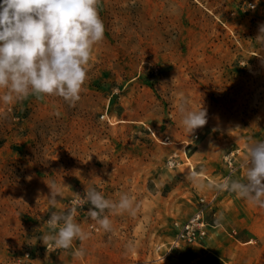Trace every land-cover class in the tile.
Returning <instances> with one entry per match:
<instances>
[{
    "label": "rangeland",
    "instance_id": "1",
    "mask_svg": "<svg viewBox=\"0 0 264 264\" xmlns=\"http://www.w3.org/2000/svg\"><path fill=\"white\" fill-rule=\"evenodd\" d=\"M253 3L102 0L105 39L76 106L0 103V264H264V208L217 187L247 159V144L264 140V47L255 41L264 0ZM182 96L207 110L190 136ZM188 170L200 173L194 182ZM50 181L68 186L54 209ZM87 185L114 200L127 192L135 217L118 211L105 233L85 205L75 219L90 235L74 245L85 254L48 252L40 236L50 211ZM202 208L206 237L169 250L176 224Z\"/></svg>",
    "mask_w": 264,
    "mask_h": 264
},
{
    "label": "clouds",
    "instance_id": "2",
    "mask_svg": "<svg viewBox=\"0 0 264 264\" xmlns=\"http://www.w3.org/2000/svg\"><path fill=\"white\" fill-rule=\"evenodd\" d=\"M102 0H0V103L14 105L29 97L42 100L58 97L70 107L81 99L88 80L85 67L95 45L105 39L106 27L100 16ZM259 0L247 4L255 10ZM264 47V24L259 26L255 40ZM264 59V58H262ZM178 111L180 123L188 136L207 124V110L201 106L194 109L189 99L180 100ZM247 159L238 167L229 169V174L217 186L236 196L264 208V140H253L246 146ZM240 168L245 170L238 176ZM200 173L188 170L185 179L194 182ZM50 189L47 197L54 209L62 198L64 184L55 181L46 183ZM118 199L107 198L94 185H87L83 195L74 193L70 204L50 211L44 222L48 231L40 240L48 252L73 249L75 256L85 254L81 244L90 233L75 219L77 210L90 205L87 216L105 233L113 232L110 216L118 211H127L135 217L138 205L131 196L117 193ZM133 242L126 244L131 249Z\"/></svg>",
    "mask_w": 264,
    "mask_h": 264
},
{
    "label": "built area",
    "instance_id": "3",
    "mask_svg": "<svg viewBox=\"0 0 264 264\" xmlns=\"http://www.w3.org/2000/svg\"><path fill=\"white\" fill-rule=\"evenodd\" d=\"M214 198L210 200L212 203ZM205 202L204 199L201 200ZM175 238L169 246V250L180 247L183 244H195L203 240L207 235L208 224L205 219L204 208L197 210L187 221L178 225Z\"/></svg>",
    "mask_w": 264,
    "mask_h": 264
}]
</instances>
